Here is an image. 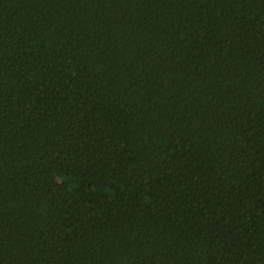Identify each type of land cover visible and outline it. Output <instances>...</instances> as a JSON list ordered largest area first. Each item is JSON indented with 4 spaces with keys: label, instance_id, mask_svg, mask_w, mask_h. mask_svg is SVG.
<instances>
[{
    "label": "trees",
    "instance_id": "obj_1",
    "mask_svg": "<svg viewBox=\"0 0 264 264\" xmlns=\"http://www.w3.org/2000/svg\"><path fill=\"white\" fill-rule=\"evenodd\" d=\"M0 264H264V0H0Z\"/></svg>",
    "mask_w": 264,
    "mask_h": 264
}]
</instances>
